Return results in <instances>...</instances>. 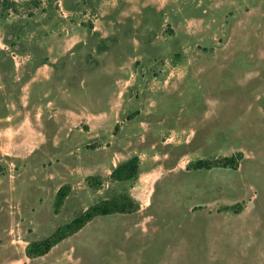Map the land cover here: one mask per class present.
Instances as JSON below:
<instances>
[{
    "label": "rangeland",
    "instance_id": "374dc122",
    "mask_svg": "<svg viewBox=\"0 0 264 264\" xmlns=\"http://www.w3.org/2000/svg\"><path fill=\"white\" fill-rule=\"evenodd\" d=\"M44 63L37 77L49 78L35 80ZM26 80L83 134L87 162H70L78 179L57 213L62 173L49 152L24 158L34 131L9 105ZM103 146L137 155V179L105 166L86 177V150ZM231 155L237 168L194 167ZM142 184L149 208L95 217L37 263L264 264V0H0V252L16 251L0 264H22L28 242Z\"/></svg>",
    "mask_w": 264,
    "mask_h": 264
},
{
    "label": "crops",
    "instance_id": "0c3cea01",
    "mask_svg": "<svg viewBox=\"0 0 264 264\" xmlns=\"http://www.w3.org/2000/svg\"><path fill=\"white\" fill-rule=\"evenodd\" d=\"M160 6V5H159ZM105 38V37H104ZM50 60V59H49ZM52 62V61H51ZM44 66H48L47 63L41 64L38 66L36 69L34 68L35 74H36V79L35 80H46L49 78L51 73L47 76H41L37 77V74L42 70ZM46 72H51V71H46ZM37 82V81H35ZM34 83L32 81H24V84H21L20 91L17 92V98H15V95L13 96V100L10 102V108H17L21 112V117L15 119V121H18V123H23L26 125V123L30 124L31 129L34 131L32 133V136L29 139H32V143H34V148L25 155V159L28 160L31 158L33 155H35V158H39L43 156L44 154H49L51 155V162L53 163V160L56 161V165L59 167V170L62 173V178L64 181L58 185L57 190L59 189L60 186L67 185L70 187L69 193L71 192L73 185L76 183V180L78 179V175L76 173H73L71 171L72 164H70L71 161H79V155L76 153L75 148H76V141L78 139H81L83 134L81 132V128H79L80 131H72L71 123L74 122L75 119L73 117V114L70 113V110L67 108H58V110H51L48 108L49 104L52 103L51 100H48L46 104L42 101L43 95L37 94L34 90ZM39 84V83H37ZM24 93V94H23ZM36 97L37 100L34 101V96ZM116 100V96L113 95V93L110 95V100L104 99L103 102L100 103V105L104 108L101 109L99 113L101 118H103L100 123L102 125H105L107 123V119L105 118H111V115H108V113L115 111V105L114 102ZM16 106V107H15ZM101 107V108H102ZM89 114L95 115L91 112L86 111L84 112L85 116H88ZM104 114V115H103ZM107 114V115H106ZM13 114L9 112L8 114L2 116V119L8 120L11 119ZM80 116V114L78 115ZM104 116V117H103ZM80 120V119H78ZM85 124L90 126V123L88 120H85ZM86 128V127H85ZM92 128L89 127L88 129L86 128L84 131L86 133L91 132ZM31 134V133H30ZM103 134V133H101ZM106 136V135H102ZM19 138H22V136H17ZM89 138V136H87ZM118 137V135L112 134V138ZM104 149L101 147L100 151L98 153H95V150H91L88 148L85 152V156L87 160L89 161L88 164H85L83 167L84 170H87L86 172V177L93 176L94 173H98L101 171L102 168L108 167V176H110V173L114 167L117 166V164L137 155H132L128 156L122 160L117 159L119 156V151L116 148H113L112 146H103ZM106 147V148H105ZM77 149V148H76ZM49 150V151H47ZM17 152H23V146L17 147L15 150ZM98 155L99 161L95 160V157L93 156ZM138 157V156H137ZM82 158V157H81ZM139 159V157H138ZM84 161V160H83ZM82 160L79 161L81 163L83 162ZM141 167V162L139 159V168H138V174H139V169ZM74 169V168H73ZM50 178V177H47ZM48 179H42L41 181H45ZM56 181H58V177L56 178ZM121 182V181H117ZM138 187H143L142 185H133L129 186L125 190L121 189L116 193H122V192H127L129 193L139 204V209L135 212H141L142 210H146L149 208L151 203L148 202V195L147 194H141L140 198L135 197L136 192L138 191ZM56 190V192H57ZM55 192V194H56ZM67 195V196H68ZM115 195V196H116ZM151 195V194H150ZM153 195V194H152ZM66 196V197H67ZM113 197V196H112ZM55 198V195H54ZM108 197H105L103 199H107ZM111 198V197H109ZM102 200V199H101ZM54 204V202H53ZM63 205V204H62ZM62 207V206H61ZM60 207V208H61ZM84 208L83 210H85ZM82 210V211H83ZM74 235V234H73ZM72 236V235H71ZM70 237V236H69ZM68 238V237H67ZM66 239V238H65ZM63 241V240H62ZM28 244V243H27ZM57 245V244H56ZM55 245V246H56ZM53 246L50 251L43 255V256H38V257H28L25 253V247L23 248V253L20 254V258L15 260V261H21L22 264H38L37 260L39 258H44L49 255V253L52 251V249L55 247ZM16 251L12 247H8L7 249H4L2 252H0V258H3L6 255L13 254Z\"/></svg>",
    "mask_w": 264,
    "mask_h": 264
},
{
    "label": "trees",
    "instance_id": "16d2710c",
    "mask_svg": "<svg viewBox=\"0 0 264 264\" xmlns=\"http://www.w3.org/2000/svg\"><path fill=\"white\" fill-rule=\"evenodd\" d=\"M210 165L237 168V157L234 155L216 158L213 160L199 159L194 163L195 168L209 167ZM139 159L133 156L114 167L110 173L115 181L134 180L138 177ZM90 179V178H89ZM70 187L60 186L54 198V211L57 213L68 195ZM139 209V204L127 192H122L111 198L102 199L74 216L71 220L57 226L49 235L28 242L25 253L28 257H38L47 254L50 249L65 238L80 231L95 217L114 213H132Z\"/></svg>",
    "mask_w": 264,
    "mask_h": 264
}]
</instances>
